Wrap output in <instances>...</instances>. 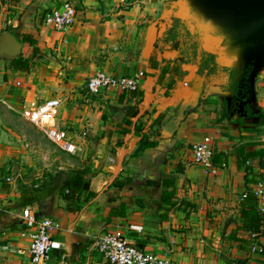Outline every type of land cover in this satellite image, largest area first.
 I'll return each instance as SVG.
<instances>
[{
  "label": "crops",
  "instance_id": "1",
  "mask_svg": "<svg viewBox=\"0 0 264 264\" xmlns=\"http://www.w3.org/2000/svg\"><path fill=\"white\" fill-rule=\"evenodd\" d=\"M7 1L0 36L15 35L22 49L14 58H0V65L1 59L11 63L33 57L26 35L36 40L38 51L30 73L0 66V264H29L27 254L16 252L32 241L22 219L26 207L39 219L60 224L54 238L66 241L71 234L72 248L80 243L86 248L75 255L77 262L72 252L60 251L47 264H103L94 243L112 231L169 264H264V234L251 252L229 239L240 222L238 205L246 188L255 192L264 183V126L258 117L264 112L262 79L245 85L236 78L244 70H229L234 77L222 85L216 80L226 73L218 63L216 73L174 75L171 89V71L160 81L157 68L166 64L161 62L168 52L156 44L161 24H170L162 17L173 14L181 0H79L77 20L63 33L47 28L44 18L66 0ZM139 72L143 78L136 91L93 96L84 86L97 73L122 77ZM148 91L156 97L146 109ZM52 98L62 101L57 124L80 151L67 153L72 164L60 168V177L44 189L2 182L11 177V155L20 153L8 140L11 119L25 124L24 109ZM133 107L147 111L143 132L159 141L156 147L138 152L142 137L127 122ZM13 134L20 138L17 131ZM205 137L213 140L210 168L194 164L192 156V146ZM74 169L89 172L96 197L83 191L80 210L71 213L62 187ZM111 210L123 214L110 216Z\"/></svg>",
  "mask_w": 264,
  "mask_h": 264
},
{
  "label": "built area",
  "instance_id": "2",
  "mask_svg": "<svg viewBox=\"0 0 264 264\" xmlns=\"http://www.w3.org/2000/svg\"><path fill=\"white\" fill-rule=\"evenodd\" d=\"M79 0H66L59 10H53L45 15L44 24L56 32H66L77 20V8ZM143 73L139 72L133 76L115 77L105 73H97L87 78L84 83L85 89L90 95L99 96L105 92L117 90L121 92H132L138 90ZM62 101L58 98L45 100L33 108L24 109L22 117L41 130L47 139L57 148L69 154L80 151L77 144L72 142L68 133L60 128L56 119L59 116ZM193 162L207 168L212 166L214 156L213 140L205 137L192 146ZM110 164H114L113 158H107ZM13 178H7L11 182ZM259 208L264 213V183L258 184L255 191ZM1 208V203H0ZM22 219L30 230L31 244L25 249H16L20 255L29 256V264H47L53 252H67L66 241L54 238V234L61 230L60 224L52 218L39 219L26 207L22 210ZM141 232L140 227H133ZM94 249L99 253L103 264H169L165 257L148 252L135 243H131L119 231L107 232L95 240ZM92 259V258H90ZM88 261L85 264H93ZM62 264H71L64 261Z\"/></svg>",
  "mask_w": 264,
  "mask_h": 264
},
{
  "label": "trees",
  "instance_id": "3",
  "mask_svg": "<svg viewBox=\"0 0 264 264\" xmlns=\"http://www.w3.org/2000/svg\"><path fill=\"white\" fill-rule=\"evenodd\" d=\"M229 9V6H209L207 8L206 17L209 22L215 26L222 24V20L226 23L227 18H229L228 16L234 15L232 12L229 13ZM166 25L167 29L163 32L162 37H160V41L156 44L158 47L162 46V48L168 52L161 62H165L166 64L157 68V70L160 71V81L171 71L169 89L173 88L174 75L180 78L181 76L190 74L189 72H184V65H198L199 70L197 73L200 75H208L217 72L218 64L216 63L215 55L209 52L205 54V50L202 47V36L200 35L202 30L197 29L198 31L195 30V32L192 33L189 26L186 25L183 19L175 17L173 23ZM202 27L204 29L205 26L202 25ZM213 33L216 35L218 32L214 30ZM23 40L33 47V57L28 59L21 56L14 59L10 63V66L14 70H18L23 73H30L34 66L33 59L38 51L36 47L37 42L30 35L24 36ZM173 54H176V58L173 60L175 68L170 70L172 61L171 56ZM231 77L233 78L234 76L232 75ZM167 92L168 90L166 93ZM146 113V110L140 111L136 107L130 108L128 112V124L133 125L135 135L142 137L138 152L156 147L159 144V141L152 135H148L143 132L144 126L141 119ZM139 115L141 118L139 117V119L135 121V118ZM258 117L259 125L264 126V112H261ZM88 178L89 172L87 170L74 169L72 170L70 176L65 180L62 187L64 189L62 196L67 202V209L69 212L76 213L80 210L78 204L83 191H89L88 197L90 198L96 197V193L90 190V182ZM163 195H172V193L169 194L168 192H165ZM238 213L240 216V222L235 231L230 235L229 239L239 243L240 248L249 249L251 252L255 239L264 234L262 232L264 213L260 210L258 197L252 189L246 188L238 205ZM120 214H117L115 210H111L110 212V216H117ZM85 250L86 248L83 247V244L81 243L74 245L70 255L71 260L77 262L74 258L75 255L83 253ZM262 251L264 252V249Z\"/></svg>",
  "mask_w": 264,
  "mask_h": 264
},
{
  "label": "water",
  "instance_id": "4",
  "mask_svg": "<svg viewBox=\"0 0 264 264\" xmlns=\"http://www.w3.org/2000/svg\"><path fill=\"white\" fill-rule=\"evenodd\" d=\"M189 1L181 0L178 2L181 10L173 14L168 12L163 15L162 19L166 20L173 15L175 18L183 19L192 33L195 30L198 31L197 29L202 30L199 33L202 36L203 49L215 55L216 63L221 66L225 65L228 69L240 74L242 70L251 69V67L256 69L264 65V0H199V3H203L204 6H196V14L194 13V17H190L189 22H186L185 18L189 17L185 13L187 6L184 5ZM209 6H229V13L232 12L234 15L228 16L226 23L222 20V24L212 25L206 17ZM202 25L205 26L204 29ZM243 26L246 28L241 37L231 38L233 28H243ZM214 30L218 32L216 35L213 33ZM21 49L22 45L15 35L6 32L0 36V57L14 58L21 53ZM223 50L227 56H223ZM183 70L197 73L199 67L198 65H184ZM145 96V108L148 109L156 93L148 91ZM139 117L140 115L135 118V121ZM66 250L69 254L72 252L71 234L66 237Z\"/></svg>",
  "mask_w": 264,
  "mask_h": 264
},
{
  "label": "rangeland",
  "instance_id": "5",
  "mask_svg": "<svg viewBox=\"0 0 264 264\" xmlns=\"http://www.w3.org/2000/svg\"><path fill=\"white\" fill-rule=\"evenodd\" d=\"M7 0H0V23L3 21L2 18V6H7ZM177 11V9H175ZM174 11V12H175ZM162 34L167 29L163 23L161 24ZM2 33V26H0V34ZM162 34L160 37H162ZM216 50V49H215ZM214 50V51H215ZM224 51V50H223ZM205 54L208 51H204ZM210 53V52H209ZM223 56H227L225 51ZM2 58V57H0ZM2 60L0 66L6 65L10 66L8 60ZM225 63V62H224ZM222 69H225V75L220 78H217V82L220 84H227L225 79L229 78L228 67L221 66ZM34 69V66L32 70ZM244 74L241 77L237 76V80H240L241 83L247 85L249 79L255 77V83L258 80L262 79L264 83V65L251 69H245ZM237 80L235 82H237ZM62 108H60L61 110ZM20 122L16 119H11L9 126V138L11 145L15 143V149H19L20 153L11 155L10 160V169L8 170L7 176L11 175L13 180L8 182L5 177L2 178L4 183H13L12 185H17L19 189L28 190H40L49 186L51 183L56 181L60 177L63 169L69 167L72 164V160L69 158L67 153H64L59 148H57L53 143H51L45 134L36 128L33 124L28 121ZM19 133L20 138L16 137L13 132ZM5 137H7L5 135ZM9 142V141H8ZM14 146V145H13ZM25 190H23L25 194ZM2 204H4L2 202ZM73 264V263H72Z\"/></svg>",
  "mask_w": 264,
  "mask_h": 264
},
{
  "label": "flooded vegetation",
  "instance_id": "6",
  "mask_svg": "<svg viewBox=\"0 0 264 264\" xmlns=\"http://www.w3.org/2000/svg\"><path fill=\"white\" fill-rule=\"evenodd\" d=\"M199 2H200L199 0L197 2H196V0H190L189 3H186L184 5V6H187V10L185 11V13L189 17V18H185L186 22H189L190 17H192V18L194 17V13L196 14V6H204L203 3H199ZM179 10H181V7L177 8V11H179ZM169 22L170 23L174 22V16L173 15L168 19V23ZM243 28L234 27L233 31H232V34L230 35L231 38H234V37H238L239 38V37H241L242 32L245 30L246 26H243Z\"/></svg>",
  "mask_w": 264,
  "mask_h": 264
}]
</instances>
